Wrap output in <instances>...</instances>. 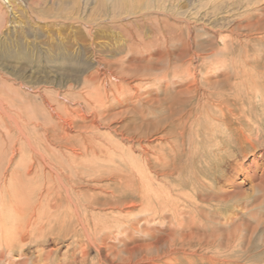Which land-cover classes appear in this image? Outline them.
Instances as JSON below:
<instances>
[{
    "label": "rangeland",
    "instance_id": "374dc122",
    "mask_svg": "<svg viewBox=\"0 0 264 264\" xmlns=\"http://www.w3.org/2000/svg\"><path fill=\"white\" fill-rule=\"evenodd\" d=\"M70 2L72 0H21L26 8L17 10L21 19L16 20L25 25L21 27L23 33L18 27L8 33L12 29L10 24L0 30V77L6 78L4 84L0 81V201L7 198L6 221L12 227L7 242L0 243V264H264V183L258 185L264 177V0H123V6L135 12L130 15L132 19L124 18L126 13H122L121 21L115 20L119 24L131 22L126 28H118L117 23L109 21V16L99 17L104 5L97 0H78L75 5ZM61 3L66 12L83 17L84 23L73 21L72 28L65 29L64 21L71 22L72 14L59 17L56 13L62 12ZM113 4L117 3L110 0L106 6L111 9ZM39 6H47L43 9L47 10L42 16L44 19L35 18V9ZM155 6L165 7V10ZM240 19L243 24L236 27ZM101 28L111 31L114 37L97 35ZM58 29L66 38L73 30L77 35L81 33L78 41L84 51L91 41L90 32L98 37L95 43L107 47L106 43L110 42L119 49L120 55L114 59L119 60L116 67L122 74L131 57L126 43L132 29H138L144 41L147 40L148 55L153 57L147 53L145 56L153 61L155 69L125 70L126 81L119 83L125 87L123 93L127 96L119 98L138 103L141 111L135 115V121L144 124L129 125L134 126L129 129L130 135L140 139L134 141L131 150L114 129L121 125L116 120H121L125 113L113 119L112 126L108 121L101 124L99 118H95V112L118 98L115 87L103 86L107 79L110 83L116 82L113 77L102 75V81L96 84L84 82V74L90 71L82 74V65L75 62L76 73L72 71L64 78L62 73L55 74L57 65L47 62L44 56L28 61L12 55L11 51L8 53L12 42L14 47L18 43L26 48L30 43L29 51L39 53L47 47L46 34L56 33ZM73 43L75 48L72 49L76 50V42ZM65 63L67 65V61ZM34 70L40 74H31ZM44 70L47 73L50 70L48 82L43 77L47 74ZM210 76L220 78L221 84L203 83ZM196 83L200 84L199 90L191 91ZM254 85L259 88L257 93ZM41 92L55 108L65 106L59 112L67 110L77 125L67 126L66 133L56 126L58 124L49 119L45 111ZM149 97L154 101L148 108ZM221 99H230L232 112L227 108L220 113V108L214 106V103L220 104ZM116 108L119 111L127 106L116 104ZM210 112L217 115L219 121L208 117ZM58 120L66 125L67 119ZM86 135H91L92 140L84 138ZM174 146L176 151L170 152ZM146 147L148 155L144 153ZM111 150H116L112 153H116L114 157L118 159L109 158ZM132 162L137 168L147 165L144 170L153 176V188L165 196L161 201H157L152 192L139 195L136 191L135 186L141 183L127 168ZM254 163L258 168L251 171ZM243 165L250 175L257 174H254L255 180H252L254 175L249 178L242 172ZM108 177L120 184L112 186ZM47 181L54 186L49 187ZM231 182H235L237 188L231 186ZM231 190V194H226ZM168 192L173 195L169 197ZM14 223L16 228L12 226Z\"/></svg>",
    "mask_w": 264,
    "mask_h": 264
},
{
    "label": "bare ground",
    "instance_id": "6f19581e",
    "mask_svg": "<svg viewBox=\"0 0 264 264\" xmlns=\"http://www.w3.org/2000/svg\"><path fill=\"white\" fill-rule=\"evenodd\" d=\"M36 1V0H35ZM88 1V0H87ZM98 2H100L101 3V6H103L104 5V8H103V10L101 11V13L102 14H104V13H108V14H104V15H102V14H99V17H101V18H103V17H105V16H109V18H111V20H109L110 22H113V23H117L118 25H117V27L119 28H126L125 26H127V25H129V23H131V22H127V23H123V22H121L120 24H119V22H115V20H120L121 21V14L122 13H126V14H124L125 16H124V18H126V17H128L127 19H132V17H130V15L131 14H135V12H133L132 10H134L133 8H127V7H125V5L123 6V0H112V1H115L117 4H113L112 5V8L111 9H109V8H107V6H106V4H108L109 3V1L108 0H97ZM255 1H257V0H255ZM76 2H78V0H72V2H70V3H72L73 5H75V3ZM254 2V1H253ZM34 4V3H33ZM37 4V3H36ZM159 4H161L160 3V1H159V3H158V5ZM253 4H255V3H253ZM35 5V4H34ZM61 6H60V9L62 10V12H60L59 11V13H56V14H59V17H66V16H68V14L70 13V14H72L71 15V22H69V23H66V21H64V23L66 24V26H65V29H69V28H72V23H73V21H79V22H82V23H84V19H83V17L81 18V17H77L76 16V13L75 12H66V8H64V6L65 5H63L62 3L60 4ZM157 5V6H158ZM262 5V4H261ZM19 6H21V7H19ZM45 7H47V6H39L38 8H36L35 9V11H36V16H35V18H38V19H44L42 16H43V14L44 13H46V11L47 10H43ZM24 8H26V5L25 4H21V0L19 1H16V0H0V30L2 29V27L4 26H6L7 24H10V26H12V29H10V31L8 32V33H10V32H12V31H15L16 29H15V27H18V31L20 32V33H23V29L21 28V27H24L25 25L23 24V23H21V21H18V20H16V18H19L21 15H19L18 13H17V10L18 11H20V10H24ZM155 8H159L160 10H165V7H156L155 6ZM154 8V9H155ZM163 10V11H164ZM171 10V9H170ZM25 11V10H24ZM261 11V10H260ZM251 14V13H250ZM250 14H248V15H250ZM163 15H165V14H163ZM172 15V14H171ZM75 16V17H74ZM51 16H47V18L49 19ZM19 19H21V18H19ZM98 18H93L92 20H97ZM123 19V18H122ZM243 19V18H242ZM2 20V21H1ZM252 20V19H251ZM4 21V22H3ZM105 21H106V19H105ZM108 21V20H107ZM243 20H239L237 23L238 24H236V27H239V25H242L243 23H241ZM259 21V20H258ZM166 22V21H165ZM254 22V21H253ZM251 23V22H250ZM255 23V22H254ZM259 23V22H258ZM140 24V23H139ZM138 24V25H139ZM143 24V23H142ZM204 24H206V23H204ZM245 24V23H244ZM248 23H246L245 25H247ZM146 25V24H145ZM212 25V24H211ZM249 25V24H248ZM90 26V25H89ZM107 26H109L110 27V25L107 23ZM141 26V25H140ZM144 26V25H143ZM142 26V27H143ZM192 26V25H191ZM3 27V28H4ZM139 27V26H138ZM137 27V28H138ZM158 27V26H157ZM241 27V26H240ZM103 28H105V27H103ZM103 28H101V29H98L97 30V32H96V34L97 35H101V36H103V38H105V37H114L113 35H110V32H107V30H105V29H103ZM131 28V27H130ZM218 28V27H217ZM251 28V27H250ZM107 29V28H106ZM234 29V28H233ZM134 30H135V32H134ZM132 29V32H131V34H129L130 36H131V43H128V42H130V39H129V41L126 43V50H127V54L128 55H130L131 57H130V59L128 60V63H127V66H126V69H124V73H125V70L126 71H130V69H134V68H139L138 70H140V69H155V66L153 65L152 66V64H153V61H151V59L150 58H147L145 55V53H147V55L149 54V49H148V45H146V41H144L145 40V38H143L144 36H143V34H141V33H138V29ZM244 30V29H243ZM121 31V30H120ZM76 31H72V33L71 32H68V34L69 35H67V34H65V35H67V36H69L68 38H66L65 36L64 37H62L61 35H60V29H58L57 30V32L56 33H47L46 34V36H47V39H48V41H47V43H46V45H47V47H43L40 51H39V53L38 52H34V51H32V52H30L29 50L31 49V44L30 43H28V48H26V47H23V46H21V45H19L17 42V44H16V47H14V46H12V44H13V42L10 44V49L8 50V53H10V51H11V54L12 55H16V56H21V57H23V58H27L28 59V61L30 60V59H37V57H40V56H44L45 58H46V60H47V62H50V63H53V64H56L57 65V68H55V70H54V72H55V74H63L64 75V78H68L69 76H70V74H71V72L72 71H74L75 73H76V71H77V69H75L74 68V64H75V62H77V63H79L80 65H82L81 67H82V69L80 70L81 71V73L82 74H84V73H86L87 71H90L89 73H87V74H84V82L85 81H89V82H91V83H94V84H96V83H99L100 81H102V75H108V77L107 78H109V77H113V79H115V81L116 82H108V79H107V83H105V84H103V86L104 87H106V86H110V88H112V87H115L116 88V90H117V99H116V101H115V103H113V104H115V105H113L112 103H109V104H107V106H104V109H100L101 111H97V112H95L96 113V115H95V118H99V122L101 123V124H104L105 123V121H108V123L107 124H109L110 126H112V124H113V122H115V121H113L112 122V120L113 119H117V117H119V115H121V114H123V113H125L126 114V116H124V117H122V119L121 120H116V121H118V122H120V126H114V129H115V131H116V135L118 136V135H120V137L122 138V139H124L127 143H128V148L127 149H129V150H131V148H133V145L135 144V140L137 141H140V139H139V137H136L135 135H130V133H129V129L130 128H134V126H129V125H144V124H137L136 122L137 121H135V115L136 114H138V112H139V110L141 111V109L140 108H138L137 107V105H138V103H135V101L134 102H126V98H123V99H121V98H119V96L120 95H122V96H124V97H127V96H125L124 95V93L123 92H125V91H123L124 90V88L125 87H123L121 84H119V83H121V81H126V77H124V75H126L127 76V74L125 73H121L122 71L121 70H119L118 69V67H116L117 66V64L119 63V60H116V59H114L120 52L118 51L119 49H116V48H114L113 46H111V44H109V43H106L107 45V47H105V45L103 44H101V43H95L94 41H95V39L96 38H98L96 35L94 36L93 34H92V32H90V34H89V37L91 38L90 40V42H89V47L87 48V50H85L84 51V49L82 48L83 46H81L80 44L81 43H79V41H78V39H79V37H81L82 35H81V33H79L78 35H77V33H75ZM115 33H116V31H114ZM127 32V31H126ZM143 33V32H142ZM54 34L56 35V36H54ZM123 34V33H122ZM125 34V33H124ZM127 34V33H126ZM127 34V35H128ZM129 35H128V37H129ZM137 35H138V37H137ZM219 35V34H218ZM119 36V35H118ZM122 36H124V35H122ZM226 36V35H225ZM86 38H87V36H86ZM120 38V37H119ZM123 38V37H122ZM221 38H223V36L221 37ZM114 39V38H113ZM149 39V38H148ZM207 39V38H206ZM228 39V38H227ZM98 40V39H97ZM133 40V41H132ZM138 40V41H137ZM208 40H209V38H208ZM232 40V39H231ZM230 40V41H231ZM238 40V39H237ZM84 41V40H83ZM107 41H109L108 39H107ZM114 41H116V40H114ZM217 41V40H216ZM222 41H224L223 39H222ZM73 42H76V44H75V46H76V50H73L75 47H74V43ZM97 42V41H96ZM99 42V41H98ZM125 42V41H124ZM149 42V41H148ZM147 42V43H148ZM211 42H213V40H211ZM236 42V41H235ZM238 42V41H237ZM232 43V42H231ZM86 44V43H85ZM204 44V43H203ZM215 45V44H214ZM235 45V44H234ZM1 46V45H0ZM152 46V45H151ZM210 46V45H209ZM212 46V45H211ZM2 47V46H1ZM74 47V48H73ZM87 47V46H86ZM101 47H104V49H101ZM118 47V46H117ZM73 48V49H72ZM100 48V49H99ZM120 48V47H119ZM220 49V48H219ZM23 50H25V51H23ZM124 50V49H123ZM206 50V49H205ZM1 51V50H0ZM205 52V51H204ZM216 52H218V51H216ZM231 52V51H230ZM201 53V52H200ZM229 53V52H228ZM232 53V52H231ZM151 54V53H150ZM120 55V54H119ZM182 55V54H181ZM230 55V54H229ZM125 56V55H124ZM149 56V55H148ZM120 57V56H119ZM149 57H153V56H149ZM181 57V56H180ZM203 57V56H202ZM205 57H208V56H205ZM8 58H10V57H8ZM123 58V57H122ZM127 58V57H126ZM182 58V57H181ZM232 59V58H231ZM15 60V59H14ZM152 60H154V59H152ZM210 60V59H209ZM16 61V60H15ZM37 61V60H36ZM65 61H67V65H65L66 63H65ZM60 63V64H59ZM183 64V63H182ZM262 64H264V63H262ZM17 65V64H16ZM37 65V64H36ZM98 65V66H97ZM123 65H124V63H123ZM122 65V66H123ZM157 65V64H156ZM100 66H102V67H100ZM209 67V66H208ZM20 68V67H19ZM121 68V67H120ZM206 68V67H205ZM258 69V68H257ZM22 71H23V68L21 69ZM135 70V69H134ZM192 70V69H191ZM201 70V69H200ZM45 71V70H44ZM51 71H53V70H51ZM21 72V71H20ZM135 72V71H134ZM208 72V71H207ZM36 73H38V74H40V71H36V70H34V71H31V74H36ZM45 73H47L46 71H45ZM79 73V72H78ZM119 74V76H117L118 74ZM200 73H202V72H200ZM194 74V73H193ZM50 70L48 71V73L46 74V75H44L43 77H46L47 78V80H46V82H48V81H50ZM73 75L74 74H72V77H73ZM131 75V74H130ZM142 75V74H141ZM193 76V75H192ZM197 76V75H196ZM199 76V75H198ZM259 76V75H258ZM18 77H22L21 75H19ZM132 77H133V75H132ZM131 77V78H132ZM194 77V76H193ZM254 78H255V76H253ZM71 78V77H70ZM196 78V77H195ZM251 78V77H250ZM259 78V77H258ZM253 79V78H252ZM256 79V78H255ZM41 80H44V79H41ZM134 80V79H133ZM203 80V79H202ZM235 80V79H234ZM242 80H245V79H242ZM0 81L2 82V84H4L5 83V81H6V78L3 76H1L0 77ZM103 81H104V79H103ZM221 79L220 78H214V79H212V77L210 76V77H208L205 81H203V83H207L208 82V84H213L214 86H217V85H219V84H221ZM133 82V81H132ZM197 82V81H196ZM232 82V81H231ZM246 82H247V80H246ZM257 82V81H256ZM263 82V81H262ZM51 83V82H50ZM202 83V82H201ZM233 83V85H234V82H232ZM251 83H252V81H251ZM255 83V82H254ZM253 83V84H254ZM179 84V83H178ZM247 84V83H246ZM257 84H259V82L257 83ZM262 84V83H261ZM93 85V84H92ZM231 85V84H230ZM251 85V84H250ZM262 85H264V84H262ZM252 86V85H251ZM231 87H232V85H231ZM238 87V86H237ZM258 87V86H257ZM12 88V87H11ZM199 88H200V84L199 83H196V84H194L193 85V87L191 88V91H198L199 90ZM221 88V87H220ZM225 88H226V86H225ZM229 88V87H228ZM255 90V93H257L256 92V90L257 89H259V88H256V86L254 85V87H253ZM215 89V88H214ZM230 89V88H229ZM181 90H183V89H181ZM248 90V89H247ZM246 90V91H247ZM262 90V89H261ZM264 90V89H263ZM262 90V91H263ZM166 91H167V89H166ZM232 91H234V90H232ZM260 91V90H259ZM176 92H178V91H176ZM221 92V91H220ZM223 92V91H222ZM250 92H252V91H250ZM108 93V92H107ZM229 92H227V94H228ZM232 93V92H231ZM230 93V94H231ZM41 94V96H42V98H43V100H44V103H46V106L48 107H46L45 106V111H46V113H47V115H48V117H49V119H54L55 120V122H56V124H58V125H56V126H58L59 128H61L65 133H66V131H67V126H69V125H71L72 127H73V125H77V123L74 121V120H72L71 118H70V113L69 112H67V110H66V112H59V110H60V108L61 107H65V106H58V108H55L49 101H48V98L45 96V94L43 93V92H41L40 93ZM235 94V93H234ZM249 94V93H248ZM113 95H114V93H113ZM151 95V94H150ZM220 95V94H219ZM261 95V94H260ZM107 96V95H106ZM121 96V97H122ZM176 96V95H175ZM250 96H252L251 94H250ZM263 96V95H262ZM179 97V96H178ZM222 97V96H221ZM237 97V96H236ZM241 97V96H240ZM65 98V97H64ZM229 98V97H228ZM106 99V98H105ZM171 99V98H170ZM177 99V98H176ZM175 99V100H176ZM231 99V98H230ZM230 99H224V100H222L221 99V101H220V104H218V103H214V106H218L219 108H220V113H221V111H223V109H230L228 112H232L233 110V107H231L230 105L232 104V103H229L230 102ZM66 100L67 99H65V102H66ZM104 100V99H103ZM108 100V99H107ZM212 100H213V98H212ZM211 100V101H212ZM216 99H214L213 101H215ZM249 100V99H248ZM52 101H54V100H52ZM99 101V100H98ZM153 99H152V97L150 98H148L147 100H146V107H150L151 106V104L153 103ZM219 101V100H218ZM61 102V101H60ZM88 102V101H87ZM170 102V101H169ZM178 102V101H177ZM210 102V101H209ZM234 102V101H233ZM250 102V101H249ZM257 102V101H256ZM130 103H132V104H130ZM235 103V102H234ZM240 103V102H239ZM245 103V102H244ZM116 104H118V106L120 105V106H122V107H125V106H127V108H125V109H123V110H119V111H117L116 109L118 108H116ZM126 104H129V105H126ZM137 104V105H136ZM145 104V103H144ZM143 104V105H144ZM171 104H173V103H171ZM211 104H213V102L211 103ZM58 105H60V104H58ZM125 105V106H124ZM200 105H201V103H200ZM183 106V105H182ZM185 106V105H184ZM221 106V107H220ZM235 106V105H234ZM238 106V105H237ZM247 106V105H246ZM143 107V106H142ZM170 107V106H169ZM217 107V108H218ZM264 107V106H263ZM110 108V109H109ZM145 108V107H144ZM191 109V108H190ZM216 109V108H215ZM32 110V109H31ZM110 110V111H109ZM177 110V109H176ZM175 110V111H176ZM179 110V109H178ZM61 111V110H60ZM109 111V112H108ZM143 111V110H142ZM187 111V110H186ZM263 111V110H262ZM181 112V111H180ZM194 112V111H193ZM198 112V111H197ZM224 112V111H223ZM240 112V111H239ZM243 112V111H242ZM103 113H106V114H103ZM129 113H131V114H129ZM199 113V112H198ZM204 113V112H203ZM218 113H219V111H218ZM241 113V112H240ZM9 114V113H8ZM34 114V113H33ZM39 114V113H38ZM41 114V113H40ZM64 114V115H63ZM170 114V113H169ZM242 114V113H241ZM46 115V114H45ZM164 115V114H163ZM194 115V114H193ZM202 115V114H201ZM204 115V114H203ZM226 115V113L224 114V116ZM121 116H123V115H121ZM144 116V115H143ZM167 116V115H166ZM178 116V115H177ZM86 117V116H85ZM94 117V116H93ZM171 117V116H170ZM187 117V116H186ZM208 117H210L211 119H213L214 121L216 120V121H219V119H218V116L217 115H214L213 113H208ZM32 118V117H31ZM67 119V122H66V125H61L60 124V122H59V120L58 119H60V120H63V119ZM68 118H70V119H68ZM144 118V117H143ZM161 118V117H160ZM196 118V117H195ZM201 118V117H200ZM33 119V118H32ZM86 119V118H85ZM142 119V118H141ZM164 119V118H163ZM191 119V118H190ZM198 119V118H197ZM209 118H207V120H208ZM231 119V118H230ZM233 119V118H232ZM26 120V119H25ZM93 120V119H92ZM143 120V119H142ZM147 120V119H146ZM156 120V119H155ZM159 120V119H158ZM194 120V119H193ZM210 120V119H209ZM90 121V120H89ZM160 121V120H159ZM166 121V120H165ZM181 121V120H180ZM195 121V120H194ZM200 121V120H199ZM198 121V122H199ZM253 121V120H252ZM49 122V121H48ZM104 122V123H103ZM148 122V121H147ZM179 122V121H178ZM203 122V121H202ZM243 122V121H242ZM99 123V124H100ZM171 123V122H170ZM218 123V122H217ZM38 124V123H37ZM159 124V123H158ZM175 124H177V123H175ZM174 124V125H175ZM197 124V123H196ZM199 124V123H198ZM197 124V125H198ZM173 125V124H172ZM188 125V124H187ZM191 125V124H190ZM224 125H225V123H224ZM28 126V125H27ZM53 126V125H52ZM169 126V125H168ZM193 126V125H192ZM200 126V125H199ZM205 126V125H204ZM215 126V125H214ZM248 126V125H247ZM33 127V126H32ZM183 127V126H182ZM186 127V126H185ZM189 127V126H188ZM195 127V126H194ZM71 128V127H70ZM74 128H75V126H74ZM113 128V127H112ZM159 128V127H158ZM200 128H201V126H200ZM111 129V128H110ZM178 129V128H177ZM176 129V130H177ZM256 129H257V127H256ZM193 128H192V133H193ZM196 130V129H195ZM198 130V129H197ZM261 130V129H260ZM27 131V130H26ZM48 131V130H47ZM53 131L54 130H52V133H53ZM57 131V130H56ZM55 131V132H56ZM236 131V130H235ZM64 132H62V133H64ZM188 132V131H187ZM195 132V131H194ZM197 132V131H196ZM182 133V132H181ZM198 133H199V131H198ZM239 133V132H238ZM60 134H61V132H60ZM84 134V133H83ZM94 134V133H93ZM110 134V133H109ZM127 134V135H126ZM188 134V133H187ZM190 134V133H189ZM199 134H202V133H199ZM2 135V134H1ZM114 135H115V133H114ZM166 135V134H165ZM15 136V135H14ZM67 136V135H66ZM83 136V135H82ZM170 136V135H169ZM193 136H194V134H193ZM205 136V135H204ZM209 136V135H208ZM247 136V135H246ZM251 136V135H250ZM35 137V136H34ZM37 137V136H36ZM190 137V136H189ZM210 137H213V135L212 136H210ZM240 137V136H239ZM67 138V137H66ZM69 138V137H68ZM84 138H87L88 139V141L89 140H92V136L91 135H86V137H84ZM115 138V137H114ZM175 138V137H174ZM194 139H195V137H193ZM199 138H201V137H199ZM161 139V138H160ZM215 139V138H214ZM15 140V139H14ZM104 140V139H103ZM108 140H110L109 138H108ZM170 140V139H169ZM183 140V139H182ZM213 140V139H212ZM256 140V139H255ZM41 141V140H40ZM105 141V140H104ZM115 141V140H114ZM117 141H119V140H117ZM142 141V140H141ZM240 141V140H239ZM243 141V140H242ZM4 142H5V140H4ZM7 142V141H6ZM19 142V141H18ZM126 142H125V144H126ZM178 142V141H177ZM192 142V141H191ZM209 142V141H208ZM256 142V141H255ZM60 143V142H59ZM58 143V144H59ZM85 144H86V142H84ZM115 143V142H114ZM175 143V142H174ZM234 143V142H233ZM103 144V143H102ZM168 144V143H167ZM189 144V143H188ZM246 144V143H245ZM249 144V143H248ZM61 145V144H60ZM139 145V144H138ZM170 145V144H169ZM97 146V145H96ZM102 146V145H101ZM105 146V145H104ZM171 146V145H170ZM176 146V145H175ZM175 146H174V150H170V152H172V151H176L175 150ZM178 146V145H177ZM13 147V146H12ZM60 147V146H59ZM87 147V146H86ZM119 147V146H118ZM166 147V146H165ZM180 147V146H179ZM187 147H188V145H187ZM212 147V146H211ZM211 147H210V149H211ZM245 147V146H244ZM66 148H68V147H66ZM91 148H93V147H91ZM103 148V147H102ZM102 148H100V149H102ZM136 148V147H135ZM181 148V147H180ZM21 149V148H20ZM45 149V148H44ZM84 149H85V147H84ZM116 149V148H115ZM124 149H125V147H124ZM235 149V148H234ZM13 150H15V149H13ZM24 150V149H23ZM94 150V149H93ZM105 150V149H104ZM135 150V149H134ZM137 150H138V147H137ZM140 150V149H139ZM180 150V149H179ZM185 150V149H184ZM191 150V149H190ZM189 150V151H190ZM205 150V149H204ZM207 150V149H206ZM218 150V149H217ZM216 150V151H217ZM223 150V149H222ZM225 150V149H224ZM71 151V150H70ZM86 151H88L87 149H86ZM116 151V150H115ZM114 150L112 151L111 150V154L109 155V158H112V157H114V154H116V153H112V152H115ZM126 151H128V150H126ZM133 151V150H132ZM181 151V150H180ZM192 151V150H191ZM190 151V152H191ZM200 151V150H199ZM242 151V150H241ZM40 152V151H39ZM99 152V151H98ZM100 152H102V151H100ZM210 152V151H209ZM222 152V151H221ZM226 152V151H225ZM235 152V151H234ZM73 153V152H72ZM86 153V152H85ZM119 154L121 153V152H118ZM125 152H123V154H124ZM133 153H135V152H133ZM144 153H146L147 155H148V151H147V147H146V150H145V152ZM193 153H195V152H193ZM208 153V152H207ZM215 153V152H214ZM219 153H220V151H219ZM227 153V152H226ZM26 154V153H25ZM35 154V153H34ZM77 154V153H76ZM76 154H75V157H76ZM82 154V153H81ZM91 154V153H90ZM119 154H117L118 156H119ZM127 154V153H126ZM205 154V153H204ZM221 154V153H220ZM229 153H227V155H228ZM121 155V154H120ZM125 155V154H124ZM135 155V154H134ZM143 155V154H142ZM211 155V154H210ZM214 155V154H213ZM226 155V156H227ZM234 155V154H233ZM30 156V155H29ZM34 156V155H33ZM159 156V155H158ZM164 156V155H163ZM171 156V155H170ZM205 156V155H204ZM212 156V155H211ZM81 157V156H80ZM115 157H116V155H115ZM114 157V158H115ZM130 157H132V156H130ZM149 157V156H148ZM160 157V156H159ZM199 157V156H198ZM221 157H223V156H220V158ZM36 158V157H35ZM71 158H73V157H71ZM117 158V157H116ZM139 159H141L140 157H138ZM137 158V160H139ZM164 158V157H163ZM200 158V157H199ZM216 158V157H215ZM219 158V157H218ZM232 158V157H231ZM235 158V157H234ZM13 159V158H12ZM37 159V158H36ZM42 159V158H41ZM76 159V158H75ZM84 159V158H83ZM118 159V158H117ZM120 159V158H119ZM123 158L121 157V160H122ZM130 158H128V160H129ZM145 159H147V158H145ZM167 159V158H166ZM169 159H171V158H169ZM204 159V158H203ZM225 159V158H224ZM24 160V159H23ZM26 160V159H25ZM45 160V159H44ZM111 160V159H110ZM116 160V159H115ZM133 162H135L134 161V158H132L131 159ZM150 160V159H149ZM174 160V159H173ZM221 160V159H220ZM219 160V161H220ZM241 160V159H240ZM253 160V159H252ZM82 161V160H81ZM113 161V160H112ZM117 161V160H116ZM124 161V160H123ZM126 161V160H125ZM141 161V160H140ZM165 161V160H164ZM206 161V160H205ZM47 162H48V160H47ZM74 162H77V161H74ZM133 162H132V164H127V166L129 165L130 167H127V168H129L134 174H135V177L138 179V180H140V183L141 184H139V185H137V184H135V185H137V186H135L136 187V191L138 192V193H140L139 195H146L147 193H153V194H155V196H156V200L157 201H161V199L162 198H164L165 196H162V194H160V192L159 191H155V187L153 188V186L154 185H152L151 183H153L152 182V177L153 176H150L151 174H150V172H149V174L150 175H148V174H146L147 172H146V170H144V168H145V166H147V165H143V166H141L140 168H137L134 164H133ZM143 162V161H142ZM151 162V161H150ZM222 162V161H221ZM21 163V162H20ZM40 163V162H39ZM57 163V162H56ZM117 163L119 164V162L117 161ZM127 163V162H126ZM147 163V162H146ZM262 163V162H261ZM47 164V163H46ZM138 164V163H137ZM148 164V163H147ZM171 164V163H170ZM231 164V163H230ZM234 164V163H233ZM42 165V164H41ZM45 165V164H44ZM49 165H52V164H49ZM61 165V164H60ZM77 165V164H76ZM90 165H92V164H89L88 166H90ZM262 165V164H261ZM46 166V165H45ZM53 166V165H52ZM58 166V165H57ZM112 166V165H111ZM110 166V168H112ZM115 166H116V164H115ZM123 166V165H122ZM171 166V165H170ZM252 166H253V168H252V170L251 171H255L258 167H257V164H252ZM42 167V166H41ZM153 167H154V165H153ZM159 167V166H158ZM243 168V171L242 172H244L245 171V174H247L248 175V177L250 178V177H252L255 173H253V175H250L249 174V170H247V169H245L244 168V165L242 166ZM50 168H51V166H50ZM49 168V169H50ZM109 168V169H110ZM123 168H126V167H123ZM122 168V169H123ZM148 168V167H147ZM161 168H162V166H161ZM219 168V167H218ZM3 169V168H2ZM40 169V168H39ZM45 169V168H44ZM60 169V168H59ZM58 169V170H59ZM62 169V168H61ZM113 169V168H112ZM112 169L110 170V172H113L112 171ZM169 169H170V167H169ZM223 169V168H222ZM38 170V169H37ZM36 170V171H37ZM41 170H42V168H41ZM67 170V169H66ZM125 170V169H124ZM127 170V169H126ZM159 170V169H158ZM172 170V169H171ZM218 170H220V168L218 169ZM224 170V169H223ZM77 171V170H76ZM107 171H108V169H107ZM119 171V170H118ZM120 171H121V169H120ZM150 171V170H149ZM153 171V170H152ZM156 171V170H155ZM165 171V170H164ZM234 171V170H233ZM41 172V171H40ZM51 172V171H50ZM49 172V173H50ZM61 172V171H60ZM125 172V171H124ZM139 173L138 175L136 174V173ZM167 172V171H166ZM1 173V172H0ZM42 173H44V171L42 172ZM47 173H48V169H47ZM46 173V174H47ZM53 173V172H52ZM52 173H50V175L52 174ZM116 174H117V172H115ZM120 173V172H119ZM161 173V172H160ZM21 174V173H20ZM45 174V173H44ZM101 174V173H100ZM106 174V173H105ZM108 174H109V172H108ZM127 174H129V173H127ZM133 174V175H134ZM162 174V173H161ZM216 174V173H215ZM222 174V173H221ZM5 175V174H4ZM29 175V174H28ZM41 175V174H40ZM43 175V174H42ZM53 175H54V173H53ZM107 175V174H106ZM255 175H257V174H255ZM255 175H254V178L252 179V180H255L256 178H255ZM34 176V175H33ZM44 176V175H43ZM105 176V175H104ZM123 176V175H122ZM126 176V175H125ZM130 176H132L131 175V173H130ZM178 176V175H177ZM215 176V175H214ZM3 177V176H2ZM14 177V176H13ZM49 177V176H48ZM135 177H133V178H135ZM46 178V177H45ZM53 178V177H52ZM62 178H63V176H62ZM84 178V177H83ZM96 178V177H95ZM131 179L132 177H128L127 176V179ZM135 178V179H136ZM14 179V178H13ZM108 180H109V182H110V184L112 185V186H114V185H117V184H120V183H117L116 182V180H115V178H113V177H108L107 178ZM125 179V178H124ZM123 179V180H124ZM127 179H126V181H127ZM207 179V178H206ZM229 179V178H228ZM17 180V179H16ZM48 180H50V179H48ZM69 180V179H68ZM102 180V179H101ZM100 180V181H101ZM132 180V179H131ZM14 181V180H13ZM99 181V180H98ZM209 181V180H208ZM235 181V180H234ZM38 182V181H37ZM50 182V181H49ZM59 182V181H58ZM96 182V181H95ZM125 182V181H124ZM211 182V181H210ZM47 184H48V181L46 182ZM50 183H52V182H50ZM131 183V182H130ZM155 183V182H154ZM232 184H230L231 186H234L235 185V188H237V184L235 183V182H231ZM240 183V182H239ZM264 183V177H262L261 178V180H260V183H258V185H262ZM27 184H29V183H27ZM69 184V183H68ZM90 184V183H89ZM99 184V183H98ZM97 184V185H98ZM109 184V183H108ZM125 184H129V183H125ZM150 184V185H149ZM211 184V183H210ZM5 185V184H4ZM3 185V186H4ZM36 185V184H35ZM49 185V184H48ZM63 185V184H62ZM66 185V184H65ZM96 185V184H95ZM106 185V184H105ZM104 185V186H105ZM124 185V184H123ZM122 185V186H123ZM131 185H132V183H131ZM152 185V186H151ZM32 186V185H31ZM52 187V186H54V185H49V187ZM60 186V185H59ZM79 186V185H78ZM121 186V187H122ZM126 186V185H125ZM225 186V185H224ZM63 187V186H62ZM70 187V186H69ZM149 188L150 189V191H147V189L146 188ZM76 188V187H75ZM109 188V187H108ZM211 188V187H210ZM5 189V188H4ZM97 189V188H96ZM110 189H112V188H109V190ZM117 189H119V188H117ZM116 189V190H117ZM133 189H135V188H133ZM264 189V188H263ZM58 190H61V189H58ZM57 190V191H58ZM75 190V189H74ZM240 190V189H239ZM15 191V190H14ZM55 191V190H54ZM66 190H64L63 192H65ZM80 191V190H79ZM212 191V190H211ZM210 191V192H211ZM214 191V190H213ZM28 192V191H27ZM51 192H53V191H51ZM74 192V191H73ZM229 193H226V194H231L232 192H233V190H231V191H228ZM259 192V191H258ZM58 193V192H57ZM70 193V192H69ZM96 193V192H95ZM119 193V192H118ZM125 193H126V190H125ZM30 194V193H29ZM67 194V193H66ZM171 192H168V195H169V197L171 196ZM210 194V193H209ZM60 195V194H59ZM65 195V194H64ZM71 195V194H70ZM106 195V194H105ZM116 195V194H115ZM173 195V194H172ZM30 196V195H29ZM35 196V195H34ZM33 196V197H34ZM66 196V195H65ZM183 196V195H182ZM205 196H207V195H205ZM24 197V196H23ZM114 197V196H113ZM118 197V196H117ZM186 197V196H185ZM209 197H212V196H209ZM214 197V196H213ZM226 196L225 195H223V198H225ZM16 198V197H15ZM14 198V199H15ZM40 198V197H39ZM74 198V197H73ZM76 198V197H75ZM112 198V197H111ZM119 198V197H118ZM6 197H5V199H2L1 201H0V243H6L7 242V240H8V237H10L11 236V234H10V236H9V233L11 232L10 231V229L12 228L11 226H9V223L6 221V216H8L7 215V210H8V208H9V206H7L6 205ZM22 199V198H21ZM38 199V198H37ZM97 199V198H96ZM210 199V198H209ZM48 200H50V199H48ZM66 200V199H65ZM73 200V199H72ZM104 200V199H103ZM106 200V199H105ZM115 200V199H114ZM195 200V199H194ZM216 200V199H215ZM36 201V200H35ZM44 201V200H43ZM57 201V200H56ZM64 201V200H63ZM68 201V200H67ZM76 201V200H75ZM117 201V200H116ZM124 201V200H123ZM149 201V200H148ZM232 201V200H231ZM54 202V201H53ZM69 202V201H68ZM91 202V201H90ZM107 203H109L110 204V202H109V200L108 201H106ZM112 202H114V201H112ZM126 202V201H125ZM136 202V201H135ZM39 203V202H38ZM50 203V202H49ZM48 203V204H49ZM56 203V202H55ZM60 203H62V202H60ZM67 203V202H66ZM71 203V202H70ZM77 203H78V201H77ZM80 203V202H79ZM96 203V202H95ZM115 203V202H114ZM121 203V202H120ZM124 203V202H123ZM127 203V202H126ZM170 203V202H169ZM215 203V202H214ZM220 203V202H219ZM225 203V202H224ZM46 204V203H45ZM51 204V203H50ZM119 204V203H118ZM139 204V203H138ZM146 204V203H145ZM152 204V203H151ZM151 204H150V207H151ZM220 204H222V203H220ZM225 204H227V203H225ZM237 204V203H236ZM18 205V204H17ZM61 205V204H60ZM67 205V204H66ZM65 205V206H66ZM79 205V204H78ZM91 205V204H90ZM106 205V204H105ZM104 205V206H105ZM116 205V204H115ZM125 205V204H124ZM131 205V204H130ZM144 204H142V206H143ZM224 205V204H223ZM242 205V204H241ZM56 206H58V205H56ZM63 206V205H62ZM85 206V205H84ZM87 206V205H86ZM108 206V205H107ZM110 206V205H109ZM113 207H114V205H112ZM18 207V206H17ZM131 207V206H130ZM48 208H49V206H48ZM57 208V207H56ZM111 208V207H110ZM145 208H147L146 206H145ZM144 208V209H145ZM42 208H40V210H41ZM53 209V208H52ZM70 209V208H69ZM113 209V208H112ZM142 209V208H141ZM149 209V208H148ZM217 209V208H216ZM253 209V208H252ZM61 210V209H60ZM42 211V210H41ZM141 211V210H140ZM17 212V211H16ZM38 212H40V211H38ZM46 212H48V211H46ZM25 213V212H24ZM55 213V212H54ZM75 213V212H74ZM17 214H18V212H17ZM11 215V214H10ZM20 215V214H19ZM26 215H28V213L26 214ZM25 215V216H26ZM30 215V214H29ZM38 215H40V214H38ZM56 215V214H55ZM74 215V214H73ZM44 216V215H43ZM52 216V215H51ZM80 216H81V214H80ZM29 217V216H28ZM40 217H42V216H40ZM53 217H54V215H53ZM61 217V216H60ZM8 218V217H7ZM12 218V217H11ZM21 218V217H20ZM24 218V217H23ZM46 218V217H45ZM225 218H227V217H225ZM74 219V218H73ZM117 219V218H116ZM20 220V219H19ZM29 220V219H28ZM53 220V219H52ZM59 220V219H58ZM18 221V220H17ZM39 221V220H38ZM41 221V220H40ZM85 221V220H84ZM20 222V221H19ZM43 222V221H42ZM51 222V221H50ZM67 222V221H66ZM24 223V222H23ZM39 224V223H38ZM63 225V224H62ZM13 227H15L16 228V223H14L13 225H12ZM22 227V226H21ZM40 227V226H39ZM53 227V226H52ZM60 227V226H59ZM23 228H24V226H23ZM26 228V227H25ZM29 228V227H28ZM33 228H34V226H33ZM42 228V227H41ZM45 228V227H44ZM54 229V228H53ZM33 230V229H32ZM38 230V229H37ZM46 230V229H45ZM45 230H43V231H45ZM246 230V229H245ZM13 231H15V233H17L16 232V230H13ZM19 231V230H18ZM23 231V230H22ZM26 231V230H25ZM42 231V232H43ZM128 231V230H127ZM32 232V231H31ZM38 232V231H37ZM49 232V231H48ZM14 233V234H15ZM23 233V232H22ZM20 234V233H19ZM24 234H26V232L24 233ZM131 234V233H130ZM67 237V236H66ZM173 237V236H172ZM190 238V237H189ZM23 239V238H22ZM15 240V239H14ZM10 242H12V241H10ZM23 242H25L24 240H23ZM9 243V242H8ZM74 243V242H73ZM216 244V243H215ZM45 253V252H44ZM107 254V253H106ZM128 254V253H127ZM131 256V255H130ZM207 256V255H206ZM215 258V257H214ZM85 259V258H84Z\"/></svg>",
    "mask_w": 264,
    "mask_h": 264
}]
</instances>
